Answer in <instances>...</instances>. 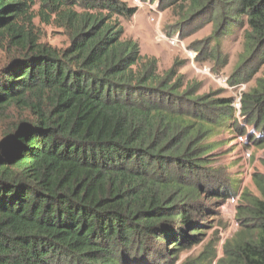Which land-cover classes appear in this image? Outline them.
Segmentation results:
<instances>
[{
  "label": "trees",
  "instance_id": "trees-1",
  "mask_svg": "<svg viewBox=\"0 0 264 264\" xmlns=\"http://www.w3.org/2000/svg\"><path fill=\"white\" fill-rule=\"evenodd\" d=\"M172 11L182 30L212 24L216 37L242 28L241 62L228 84H247L264 66V0H145ZM136 14L119 0H0V264H157L200 244L210 214L236 190L213 172L221 129L242 135L233 98L201 94L177 62L124 38ZM69 44H39L34 20ZM196 63L219 62V43ZM222 67L226 64L223 59ZM240 116L264 147V72L241 94ZM264 168V160L262 162ZM259 197L242 196L239 230L218 264H264V174ZM206 212V213H205ZM212 244L192 264H211Z\"/></svg>",
  "mask_w": 264,
  "mask_h": 264
},
{
  "label": "rangeland",
  "instance_id": "rangeland-1",
  "mask_svg": "<svg viewBox=\"0 0 264 264\" xmlns=\"http://www.w3.org/2000/svg\"><path fill=\"white\" fill-rule=\"evenodd\" d=\"M126 4L128 8H135L136 14L129 20L122 22L124 29V38L131 39L139 46L142 56L155 58L157 61L158 72L163 73L169 70L175 62L183 65L178 68L179 73L186 77V80H194L202 84L201 94L216 93L223 98H237L240 94L247 92L255 86V80L260 78L264 72V66L260 72L247 84L230 85L228 88L221 86L216 80L197 73L194 67H198L189 61L186 57V51L193 50L199 52L204 46L213 49L215 43H219V62L214 64L208 62L205 65L211 68L215 76L229 78L236 67L241 62L243 54V36L242 28L233 27L231 31L221 33L216 37L212 24H204L201 29L192 31L190 28L183 29L179 36L180 25L177 17L172 11L160 12L157 2L151 4L145 0H119ZM154 6V10L152 9ZM158 16V30L151 22L152 16ZM34 34L39 38V44L45 45L55 50H62L69 44V40L60 28L54 25L41 23L39 19L34 20ZM159 31L164 37L168 38L174 35L179 36V43L170 45L164 39L157 37ZM16 56V52L10 49H0V68L8 62L9 59ZM226 64L222 67V61ZM236 125L244 128L242 135L232 132L231 129L223 128L215 134L210 142H216L219 147L212 153L214 155L213 172L226 190H236L235 197L238 196L237 203L230 207L228 202H223L218 207L213 205L212 200H204L206 210L210 212L203 218L202 223L207 226L204 231L203 241L192 249L183 252L177 261L167 259H158L157 264H192L207 244L211 243L209 250L215 254V259L211 264H218V260L223 256V245L226 240H230L239 230L237 221V208L242 203V196L248 194L252 197H259V193L253 184V175L256 173L264 174L262 162L264 160V147L259 148L252 143L249 144L250 134L254 139L260 137V130H254L251 124L245 125L241 116H236ZM250 135L247 140L245 135ZM241 137L242 140L238 138ZM264 138V137H263ZM234 197V196H233ZM228 200V199H227ZM226 207V208H224ZM206 213V212H205ZM222 240V243H221Z\"/></svg>",
  "mask_w": 264,
  "mask_h": 264
},
{
  "label": "built area",
  "instance_id": "built-area-1",
  "mask_svg": "<svg viewBox=\"0 0 264 264\" xmlns=\"http://www.w3.org/2000/svg\"><path fill=\"white\" fill-rule=\"evenodd\" d=\"M136 3L139 2V0H135ZM154 10V6L152 8ZM157 17L158 16H152L151 18V22L154 23V26L157 28L158 30V20H157ZM157 37L160 39H164L165 41H167L170 45H176L179 43V36L178 35H174V36H171V37H164L159 31H157ZM197 52L193 51V50H188L186 51V57L189 59V61L193 64V67H194V64L197 66V63H196V58H197ZM194 69L197 71V73L201 74V75H204V76H207L208 78H211L213 80H216L221 86L225 87V88H228L229 87V84H228V78L226 77H223V76H215L213 74V72L211 71V68H209L208 66H206L205 64H202V65H198V67H194ZM240 99H241V94L239 97L237 98H234V107L236 109V116H239L240 113H239V110H240ZM239 140H242L241 137L238 138ZM238 196H234V197H230L228 198V200H226L228 202V205L230 207L234 206L237 201H238ZM225 201V202H226ZM226 208V207H224ZM221 243H222V240H221Z\"/></svg>",
  "mask_w": 264,
  "mask_h": 264
}]
</instances>
